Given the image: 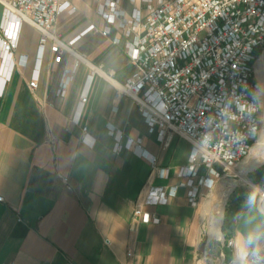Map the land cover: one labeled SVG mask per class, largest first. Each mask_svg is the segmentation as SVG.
<instances>
[{"label":"crops","instance_id":"1","mask_svg":"<svg viewBox=\"0 0 264 264\" xmlns=\"http://www.w3.org/2000/svg\"><path fill=\"white\" fill-rule=\"evenodd\" d=\"M65 1L70 9L55 25L61 60L23 22L11 75L0 79V264H201L202 210L188 202V178L178 173L191 145L177 135L159 140L136 102L114 86L134 71L127 53L134 33L127 36L121 20L144 13L145 3L116 0L123 16L110 22L98 12L105 0ZM111 128L121 136L119 152ZM129 139L134 144L125 148ZM148 187H176L166 204L143 207L157 223L133 216ZM207 191L201 186L199 196ZM244 198L247 207L226 234L237 251L264 239V211Z\"/></svg>","mask_w":264,"mask_h":264},{"label":"built area","instance_id":"2","mask_svg":"<svg viewBox=\"0 0 264 264\" xmlns=\"http://www.w3.org/2000/svg\"><path fill=\"white\" fill-rule=\"evenodd\" d=\"M144 13L135 10L121 27L134 33L127 53L134 71L123 83H114L117 96L132 98L150 133L167 142L177 135L191 145L188 163L179 176L187 177L188 202L196 206L199 188L210 187L223 177L231 178L234 168L250 151L261 131V91L254 82L257 52L264 50V0H142ZM117 1L105 0L98 12L113 22L123 16ZM0 79H9L21 23L40 32L39 46L50 42L54 62L61 60V42L55 32L60 15L70 6L65 0H0ZM70 9V8H69ZM108 33V30L103 32ZM67 48V47H66ZM4 68V69H3ZM67 82L61 85L64 94ZM37 79L29 86L34 89ZM87 95L83 94L80 104ZM86 126L81 140H85ZM114 151L123 148L121 136ZM134 140H127L130 148ZM205 169V176L198 174ZM160 176L166 178L167 170ZM198 178L197 184L194 179ZM255 203L264 211V183H249ZM176 187H148L133 210L135 219L157 223L143 207L166 204ZM0 202L3 197L0 195ZM147 217V218H146ZM225 246L232 257L222 264H240L232 238ZM246 264H264V239L245 250Z\"/></svg>","mask_w":264,"mask_h":264},{"label":"rangeland","instance_id":"3","mask_svg":"<svg viewBox=\"0 0 264 264\" xmlns=\"http://www.w3.org/2000/svg\"><path fill=\"white\" fill-rule=\"evenodd\" d=\"M257 54V59L254 63V82L258 85L261 91V100L262 106L260 111L261 119V131L259 137L252 144L249 153L234 167L231 169V178L223 177L218 181H214L213 185L207 188V192L198 198V204L202 210V232L204 243L207 245L203 251L202 256L200 257V263L202 261H207V264H216L217 260L222 259V261L227 262L230 260V253L228 247L225 246L226 233L223 232V224L225 221V213L228 207L229 200L234 196L235 193H239L240 196H243V201L245 200L244 196L248 199L255 195L256 193L253 188L249 185L252 183L254 185H260L264 182L258 183L255 173L257 170L264 166V162L260 164L259 167L252 169L251 171L247 170V165L249 160L254 156L256 160L260 159V155L257 152L264 153V138L261 137L262 130H264V50H260ZM260 71V73H258ZM241 173L243 178L248 182H244L240 179V176L237 173ZM236 173V174H235ZM221 213V223L219 226V232L223 236V244L221 247H215L212 251H209L210 245V220L211 218L217 216ZM209 242V244H208ZM207 248V250H206ZM215 252V253H214ZM212 254V255H211ZM226 254V256H225ZM215 257V258H214ZM217 257V258H216Z\"/></svg>","mask_w":264,"mask_h":264},{"label":"bare ground","instance_id":"4","mask_svg":"<svg viewBox=\"0 0 264 264\" xmlns=\"http://www.w3.org/2000/svg\"><path fill=\"white\" fill-rule=\"evenodd\" d=\"M258 73H260V71H258ZM260 138L261 139L264 138V130H262ZM257 154L260 155V159L256 160L255 157L253 156L248 162V165H247L248 171H251L252 169L257 168L262 162H264V153L260 154L259 152H257ZM237 175L240 176V179L242 181H244L246 183L248 182L245 178H243L241 173L238 172ZM221 216H222L221 213H219L217 216L211 218V220L209 222L210 223V226H209L210 239L209 240L211 242L209 245V251H212L217 246L221 247L223 244V237L221 236V233L219 232V226L221 223ZM201 264H207V261L204 260V262L202 261ZM210 264H212V263L210 262ZM216 264H222V259L217 260Z\"/></svg>","mask_w":264,"mask_h":264},{"label":"trees","instance_id":"5","mask_svg":"<svg viewBox=\"0 0 264 264\" xmlns=\"http://www.w3.org/2000/svg\"><path fill=\"white\" fill-rule=\"evenodd\" d=\"M255 175L256 178L258 177V183L264 182V166H261L255 173ZM227 205V212L225 213V221L222 228L223 232H225L226 234L232 228L233 217L235 216V214L237 215L241 213L247 207V204L243 202V196H240L239 193H235L234 196L229 200Z\"/></svg>","mask_w":264,"mask_h":264},{"label":"clouds","instance_id":"6","mask_svg":"<svg viewBox=\"0 0 264 264\" xmlns=\"http://www.w3.org/2000/svg\"><path fill=\"white\" fill-rule=\"evenodd\" d=\"M255 200V195H253L252 197H250L249 199V203H252L254 202ZM253 242V237L252 236H249L248 238V243H252ZM237 255H238V258L240 260V264H246V251L244 249H239L238 252H237Z\"/></svg>","mask_w":264,"mask_h":264},{"label":"water","instance_id":"7","mask_svg":"<svg viewBox=\"0 0 264 264\" xmlns=\"http://www.w3.org/2000/svg\"><path fill=\"white\" fill-rule=\"evenodd\" d=\"M259 166H260V165H259ZM259 166H258V167H259Z\"/></svg>","mask_w":264,"mask_h":264},{"label":"snow or ice","instance_id":"8","mask_svg":"<svg viewBox=\"0 0 264 264\" xmlns=\"http://www.w3.org/2000/svg\"><path fill=\"white\" fill-rule=\"evenodd\" d=\"M147 218V217H146Z\"/></svg>","mask_w":264,"mask_h":264}]
</instances>
